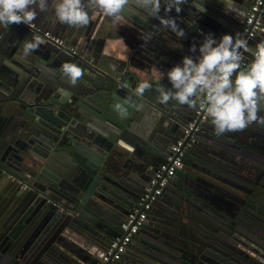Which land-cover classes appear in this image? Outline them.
<instances>
[{"label":"water","instance_id":"95a60500","mask_svg":"<svg viewBox=\"0 0 264 264\" xmlns=\"http://www.w3.org/2000/svg\"><path fill=\"white\" fill-rule=\"evenodd\" d=\"M229 3L221 37L239 35L245 0H186L179 14L166 13L162 0L158 15L175 18L185 33L179 38L133 3L154 25L132 24L136 37H127L128 45L161 66L112 58L102 50L103 42L91 44L80 30L72 33L60 22L64 34L50 33L62 42H54L35 23L55 18V12L44 18L48 9H37L30 24L0 25V264L101 262L112 239L126 233L122 223L128 215L142 211L140 198L150 178L180 139L179 177L171 176L163 194L151 201L125 254L104 264H264V125L253 122L217 135L205 110L158 100L157 88L171 87L170 68L186 55L198 58L205 37L198 29L207 34L203 26L215 29L206 22L211 5ZM89 6L94 21H112ZM261 12L264 18V4ZM46 26L52 29L54 23ZM149 32L153 37L145 41L142 34ZM35 35L43 40L40 47L16 57ZM193 45L196 50L190 51ZM163 57L176 62L169 65ZM7 63L19 69L9 70ZM64 63L84 71L76 86L63 75ZM154 70L163 78H153L152 88L137 97L142 76L151 77ZM128 98L132 104L121 117L113 105ZM258 116L264 117V106ZM51 160L60 163L56 173ZM4 180L9 182L5 190Z\"/></svg>","mask_w":264,"mask_h":264},{"label":"clouds","instance_id":"9594fccd","mask_svg":"<svg viewBox=\"0 0 264 264\" xmlns=\"http://www.w3.org/2000/svg\"><path fill=\"white\" fill-rule=\"evenodd\" d=\"M185 2L165 0L164 11L167 13L174 9L179 14ZM130 3L147 10L150 17L159 20L161 27L175 33L178 38L185 35L175 18L158 15L162 0H88L89 5H95L115 24L126 22L124 13ZM48 6V0H0V25L30 24L36 18L37 9L45 11ZM53 7L56 19L62 24L79 28L90 22L84 0H53ZM198 7L201 12L205 11L201 5ZM152 37L151 32L142 34L145 41ZM42 43L39 35L24 41L22 55L29 56ZM241 49L248 51L247 41L237 34H224L219 41L211 34L205 35L196 60L186 55L180 64L172 66L167 72L171 87L161 85L157 88L159 102L167 104L174 100L180 105L195 108L200 101V108L211 118L217 135L243 130L253 122L264 125V117L258 116L264 106V41L257 43L254 59L246 66ZM195 50L193 45L190 51ZM62 73L72 86H76L84 75V71L74 63H64ZM163 75L154 70L151 77L142 76L134 94L142 97L146 90L152 88L151 80L159 81ZM131 104L128 98L116 102L113 108L123 117L127 113L126 106Z\"/></svg>","mask_w":264,"mask_h":264},{"label":"crops","instance_id":"0c3cea01","mask_svg":"<svg viewBox=\"0 0 264 264\" xmlns=\"http://www.w3.org/2000/svg\"><path fill=\"white\" fill-rule=\"evenodd\" d=\"M245 1H246V5H247V9H246V12H247L249 5L251 4V2L253 0H245ZM48 5H49L47 8L48 12L44 16V18H47L48 16H51L52 14H54L53 0ZM87 5L88 4H86V7H87ZM211 6H212V8L209 10V14H211V18L207 17L206 22L211 23V25L214 26L216 30L209 28V27L207 28V26H203V28L207 29V31H209L211 33L212 37H214L215 39L216 38L220 39L221 36L219 35V33L222 31L223 25L227 27V25H225V24L229 23V17H228L229 13L228 12H230V11H224L223 8L228 7V9L230 10V7L233 5L229 3V4H224L221 6L220 5L219 6L211 5ZM89 9L92 10L91 5L89 6ZM92 11H96V6H95L94 10H92ZM125 11L129 12L130 14L128 15V14L124 13L125 18H126L125 19L126 22L123 24H115L112 21L106 19L105 17H101L97 21H94L95 17H93V19H91L92 15H90V21L93 20L92 21L93 24H91L92 23L91 22L88 25L82 26L79 28L72 27V26H71V28L70 27L69 28L73 30L72 33L76 32V34L80 30L81 34H84V36L86 38H89V41L91 42V44L95 43V45L97 46L99 41L103 42L104 44L102 46V48H103L102 50H105L106 53L109 56H111L112 58L120 59V60H128V59L132 58V60L134 59V63L137 64L138 67L140 65L142 67V64H144V62H145V64H148L149 66H161L160 62H158V63H153L151 61L147 62L144 59L145 57H140V52H135V50L130 49V47L128 45L129 42H131V39H128L129 36H131L132 38L136 37V34L132 32V28H136V27L133 26L132 24H136V25H140L141 27H144L145 26L144 23L148 26L150 24L154 25L153 20H151L149 18V16H147L144 12H141V11L137 10L136 8H134L133 3H130L128 8ZM261 13H263V12H260L261 24H260V28H259L260 30L259 31L260 32L262 31V33H264V26H263L264 18L261 17ZM95 16H96V14H95ZM132 16H136L137 18H139L140 22ZM50 21H52V24L54 23V26H52V29H51V26L49 28H47V26H46V25L50 24ZM35 23H38V26H40L46 30H49V31L53 30L55 33H57L58 30H60L59 32H62V33L65 31V27L63 25L61 26L59 24V21L56 19V17L53 20L49 19V21H43V22H41L40 20H36ZM217 25H219V26L216 28ZM121 26L123 27V29L126 30V32L120 29ZM58 35H60V34H58ZM260 36L261 35L256 33L255 37L250 41V46L252 48L256 49L257 43H259L261 41L262 36L261 37ZM17 56L20 59L23 58V55H21V54H16V57ZM154 58H156V56H154ZM156 59H155V61H156ZM163 59H165L169 65H173L176 62V59L173 57L170 59L167 57H163ZM7 67L9 70H15L16 68L19 69L13 63H7ZM6 86L9 87L11 90L12 86L10 84H7ZM1 92L2 91L0 89V93ZM262 142H263V138H262ZM50 167H51V172L56 173L60 169V163L57 160H51ZM4 183H5V186H3V188H2L3 190H5L7 185H9L8 181L4 180ZM123 254H125V253H123Z\"/></svg>","mask_w":264,"mask_h":264},{"label":"built area","instance_id":"2783aa9c","mask_svg":"<svg viewBox=\"0 0 264 264\" xmlns=\"http://www.w3.org/2000/svg\"><path fill=\"white\" fill-rule=\"evenodd\" d=\"M263 4L264 0H253L251 2L244 17L243 27L239 32V37L247 41L248 47V51L246 52L241 49V52L245 58L244 66H246L254 59L255 49L250 46V39L255 37L257 31L260 28V12L261 6ZM198 33L204 34V36L208 35L201 28L198 29ZM44 35L56 43L62 42L59 37L52 35L48 30L44 31ZM73 53H76V51L73 50ZM202 110L204 109L200 108L199 101L196 107V111L197 113H200ZM188 126V129L192 128L193 122H191ZM188 129H185V135L187 134ZM182 141L183 140L180 139L176 142V144L171 145L170 154L167 156L166 162L156 168L153 176L149 180V186L146 188V192L140 198V204L143 206L142 211L138 215L136 214V212L130 213L128 215L127 219L122 223V229L126 231V233L122 236L112 239L105 255L103 256L101 262H99L98 264L106 263V261H108L110 257L112 260H118L121 258L122 254L126 250L129 241L131 240L132 233L136 232L143 220L146 219L148 210L151 206V201L155 199L157 195L161 194L162 189L167 185L170 177L176 172L178 168L182 166Z\"/></svg>","mask_w":264,"mask_h":264},{"label":"flooded vegetation","instance_id":"af4514ba","mask_svg":"<svg viewBox=\"0 0 264 264\" xmlns=\"http://www.w3.org/2000/svg\"><path fill=\"white\" fill-rule=\"evenodd\" d=\"M183 163H184V158H183L182 165H183ZM179 173H180V170H179V168H178V169L176 170V172L172 175V177H174V176L179 177V175H180ZM172 177H171V178H172ZM164 191H165V189H162L161 194H163ZM174 192H175L176 194H178V196H180V194H181V192H180L179 189L175 190ZM150 209H151V206H150ZM130 242H131V240L129 241V243H128L127 247H126V250H127V248L129 247ZM126 250H125V252H126ZM125 252H124V253H125Z\"/></svg>","mask_w":264,"mask_h":264}]
</instances>
